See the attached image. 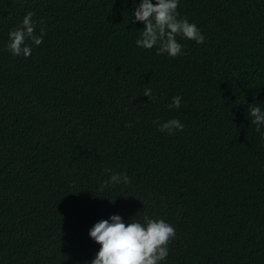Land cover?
Listing matches in <instances>:
<instances>
[{
	"label": "trees",
	"instance_id": "obj_1",
	"mask_svg": "<svg viewBox=\"0 0 264 264\" xmlns=\"http://www.w3.org/2000/svg\"><path fill=\"white\" fill-rule=\"evenodd\" d=\"M140 2L0 0V264H86L112 215L175 227L160 264H264V0H179L205 41L175 58L137 46ZM28 11L46 34L13 56Z\"/></svg>",
	"mask_w": 264,
	"mask_h": 264
},
{
	"label": "clouds",
	"instance_id": "obj_2",
	"mask_svg": "<svg viewBox=\"0 0 264 264\" xmlns=\"http://www.w3.org/2000/svg\"><path fill=\"white\" fill-rule=\"evenodd\" d=\"M135 3V0H133ZM179 0H141L134 10V21L143 22L145 27L141 31V37L137 39L138 47L152 49L158 46L157 55L166 53L170 57L182 54V45L177 41V36L194 40L197 44H203L205 37L198 26L189 22L187 18H179L177 8ZM33 11H28L23 18L19 28L9 31V42L6 50L13 56L30 57L32 48L26 43L31 40L36 46L43 43L45 29H40V35L35 34V23ZM143 95L148 96L153 102L156 98L151 88H145ZM182 97L174 96L171 108H179ZM259 104L249 105V116L251 124L256 126V132L264 139L261 126L264 125V110ZM158 125L161 132L167 131L170 135L173 130L183 131L184 125L176 118L161 123L153 121ZM130 127L131 125H126ZM111 172V169H105ZM130 184L131 181L126 173H112L109 180L101 185L100 190L113 184ZM114 202V201H113ZM90 237L100 245L99 251L94 258L86 264H160L169 255L168 245L176 236V229L164 219H153L143 217V222L132 218L125 222L120 215H112L109 219H101L91 228Z\"/></svg>",
	"mask_w": 264,
	"mask_h": 264
}]
</instances>
